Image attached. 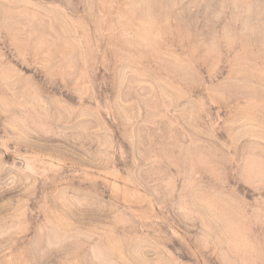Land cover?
I'll return each mask as SVG.
<instances>
[{"label": "rangeland", "instance_id": "374dc122", "mask_svg": "<svg viewBox=\"0 0 264 264\" xmlns=\"http://www.w3.org/2000/svg\"><path fill=\"white\" fill-rule=\"evenodd\" d=\"M0 264H264V0H0Z\"/></svg>", "mask_w": 264, "mask_h": 264}]
</instances>
